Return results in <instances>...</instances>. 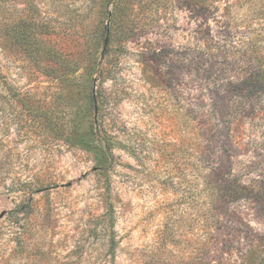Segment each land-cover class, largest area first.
<instances>
[{"label": "rangeland", "instance_id": "1", "mask_svg": "<svg viewBox=\"0 0 264 264\" xmlns=\"http://www.w3.org/2000/svg\"><path fill=\"white\" fill-rule=\"evenodd\" d=\"M0 7L47 50L30 57L0 27V72L34 110L0 96V264H264V0ZM247 77L253 97L236 106ZM212 85L234 106L222 127ZM91 125L106 168L64 141ZM228 125L241 190L225 199L237 221L221 206L215 227L204 151Z\"/></svg>", "mask_w": 264, "mask_h": 264}, {"label": "trees", "instance_id": "2", "mask_svg": "<svg viewBox=\"0 0 264 264\" xmlns=\"http://www.w3.org/2000/svg\"><path fill=\"white\" fill-rule=\"evenodd\" d=\"M0 10H2V7H0ZM0 24H2L0 27L4 31L3 37L8 39L12 44L19 46L26 55L34 57L47 54V50H45L43 47L37 46L34 42L35 34L33 28H35V22H32L30 18H21V21L17 23V21H14L11 18L10 14H6L5 16V14L0 12ZM197 53L199 59L201 60L198 59L195 60V62L198 63L205 60V58H202L206 54L204 51L198 50ZM207 55H209V53H207L206 56ZM256 85L257 84L255 82L253 83V81L248 77L241 79L238 83L240 90L237 92L236 100L234 102L235 105H243L244 107V105L248 103L253 97V89ZM0 86L3 88L0 89V96L8 95V97L5 96L7 97L6 99H11L13 101L15 100L21 105V109L27 113L34 111L29 107V105L26 106L23 98L19 96L17 90L11 88V86L3 78L1 72ZM218 90L219 87L217 85L211 86L209 99L212 110H210L209 118L212 119L211 121L216 122V126L222 127L224 124V115L234 108V106L226 103L224 98L222 99L221 97H218ZM89 102L91 107L94 108L97 106V102L93 94L92 96L90 95ZM211 116H213V118ZM34 117L36 119L39 117L38 112L33 114V118ZM30 123L31 122L26 123V125H29ZM228 127V129L226 128L227 131L216 128L222 133L221 136H218L216 140L218 141V146L216 147V144L212 145L213 141L211 139L210 141L212 142L209 145H206L208 150L204 151L208 162V166L206 167L204 175L208 182L207 185L210 191L209 195L212 196L209 198V221L210 224L215 227L221 221L220 217L222 212L219 211V207L221 206H223L225 209L223 211L225 216L231 217V220L235 219V221H237V211L235 209L229 211V204H227V200H225L226 198H233V196L240 193L239 191L241 190L240 187L235 183L236 174L234 173L232 167L234 160L233 149L235 144L229 138L228 131H230V126L228 125ZM64 141L72 146H77L83 150L92 152L95 155L97 163L101 167L106 168L108 165V146L105 143L103 134L100 132V129L97 126L91 125L88 130L81 131L73 135L67 133L64 136ZM229 193L232 195L229 196ZM111 205L112 204L108 205L107 210V215L109 216H111Z\"/></svg>", "mask_w": 264, "mask_h": 264}]
</instances>
